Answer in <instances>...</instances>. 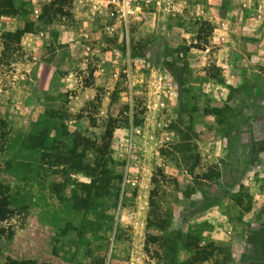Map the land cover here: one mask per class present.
Segmentation results:
<instances>
[{
	"label": "rangeland",
	"instance_id": "1",
	"mask_svg": "<svg viewBox=\"0 0 264 264\" xmlns=\"http://www.w3.org/2000/svg\"><path fill=\"white\" fill-rule=\"evenodd\" d=\"M10 1L0 264H264L256 25L231 0Z\"/></svg>",
	"mask_w": 264,
	"mask_h": 264
},
{
	"label": "crops",
	"instance_id": "2",
	"mask_svg": "<svg viewBox=\"0 0 264 264\" xmlns=\"http://www.w3.org/2000/svg\"><path fill=\"white\" fill-rule=\"evenodd\" d=\"M231 9L225 15V21H229L233 27L238 26L240 30V25L243 22L244 27L246 25H256L259 33L250 34L249 36L262 37L264 35V8L263 5L257 2V5L254 4L252 0H231ZM216 21L214 17L213 22ZM219 21L224 22L222 18L219 17ZM235 21V22H234ZM261 26V27H260ZM251 30V27L249 28ZM242 32V31H241ZM247 32V31H246ZM253 33V31L251 30ZM264 39V38H263ZM251 43H254L253 45ZM249 62L253 64L254 67H259V65L264 66L263 58H261L264 51V40L250 42L249 41ZM258 51V52H257ZM253 53V54H252ZM259 63H254L253 61H258ZM220 62V60H219ZM259 64V65H258ZM251 77L249 75V81Z\"/></svg>",
	"mask_w": 264,
	"mask_h": 264
},
{
	"label": "trees",
	"instance_id": "3",
	"mask_svg": "<svg viewBox=\"0 0 264 264\" xmlns=\"http://www.w3.org/2000/svg\"><path fill=\"white\" fill-rule=\"evenodd\" d=\"M9 3H11V1L9 0ZM16 9L15 8H11V5L9 6V8L8 9H2L1 11H0V16H7V15H14L15 14V11ZM29 30L28 29V25L25 27V30L23 29V30H19V33L21 34H23V33H26V32H28L27 30ZM17 31V30H16ZM109 136H110V133H108V138H109ZM151 180H154V178L152 177L151 178ZM0 205H1V207H0V209H2L3 210V206H4V202H3V200H2V202H0ZM8 264H10V263H8Z\"/></svg>",
	"mask_w": 264,
	"mask_h": 264
},
{
	"label": "built area",
	"instance_id": "4",
	"mask_svg": "<svg viewBox=\"0 0 264 264\" xmlns=\"http://www.w3.org/2000/svg\"><path fill=\"white\" fill-rule=\"evenodd\" d=\"M129 5V0H124V8H125V13H127L128 11L126 10L127 7Z\"/></svg>",
	"mask_w": 264,
	"mask_h": 264
}]
</instances>
